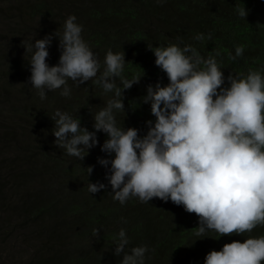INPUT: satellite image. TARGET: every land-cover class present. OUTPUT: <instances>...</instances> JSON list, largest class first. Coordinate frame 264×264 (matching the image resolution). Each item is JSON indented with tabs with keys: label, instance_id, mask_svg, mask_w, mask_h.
Instances as JSON below:
<instances>
[{
	"label": "trees",
	"instance_id": "obj_1",
	"mask_svg": "<svg viewBox=\"0 0 264 264\" xmlns=\"http://www.w3.org/2000/svg\"><path fill=\"white\" fill-rule=\"evenodd\" d=\"M243 8L245 18L238 14ZM69 16L82 26L81 37L100 70L84 84L69 79L70 95L60 94L63 86L45 89L42 100L29 83L32 52L27 45L52 36L46 63L56 66L57 38ZM3 25L8 33L0 30V192L8 196L28 252L38 254L34 264H121L123 253L114 255L121 229L129 240L125 251L147 247L144 264H205L206 255L225 244L264 236V224L241 235L208 231L197 236L199 218L170 200L141 203L132 197L121 205L106 179L111 164L98 163L114 158L101 151L107 134L96 133L99 143L82 152L87 154L83 160L57 147L53 136L57 110L93 132L95 115L116 99L115 90L106 93L95 82L105 70L108 51L124 53L123 71L114 78L117 87L123 91L122 80L139 79L122 92L124 110L113 114L117 126L137 129L141 138L148 131L146 122L155 123L150 103H143L147 87L169 83L155 65L156 47L188 46L204 60L213 57L224 88L230 86V74L246 78L255 71L264 78V0H5ZM239 46L242 55L232 59ZM89 183L105 188L91 194Z\"/></svg>",
	"mask_w": 264,
	"mask_h": 264
},
{
	"label": "clouds",
	"instance_id": "obj_2",
	"mask_svg": "<svg viewBox=\"0 0 264 264\" xmlns=\"http://www.w3.org/2000/svg\"><path fill=\"white\" fill-rule=\"evenodd\" d=\"M246 17L245 9L238 10ZM82 26L75 16H69L63 32L57 38L61 54L58 64L49 67L46 60L52 36L37 39L27 45L32 52L29 83L43 100L45 89L63 86L62 96L70 95L67 82L84 84L97 77L100 63L81 37ZM202 37H197L201 39ZM155 65L168 78V85H149L143 103H150L155 123L147 121L148 131L142 138L138 130L117 126L113 110H124L122 92L139 79L122 80L123 91L114 78L125 64L124 53L108 51L105 70L96 79L103 90H115L116 99L94 117L93 132L80 126V120L57 110L54 113L55 145L69 156L83 160L87 150L99 143L97 132L107 134L101 151L112 155L110 161L99 159L101 166L111 164L106 179L113 199L123 205L130 198L148 203L153 198L171 201L195 214L197 236L213 231L219 236L241 235L264 224V78L259 72H249L246 78L227 80L216 60H204L194 49L176 45L156 47ZM192 55H187V53ZM243 47L235 49L241 56ZM203 64L204 68L199 69ZM219 90V91H218ZM86 151V155L82 152ZM88 175L93 171L89 166ZM105 188L101 183H89L95 194ZM98 235V230H94ZM129 240L125 231L118 233L114 255H121V264H144L146 246L125 251ZM264 261V236L248 238L243 243L233 241L220 251H211L205 264H261Z\"/></svg>",
	"mask_w": 264,
	"mask_h": 264
},
{
	"label": "rangeland",
	"instance_id": "obj_3",
	"mask_svg": "<svg viewBox=\"0 0 264 264\" xmlns=\"http://www.w3.org/2000/svg\"><path fill=\"white\" fill-rule=\"evenodd\" d=\"M5 0H0V7ZM3 29H2V28ZM0 30L8 33L6 26ZM0 31V35H1ZM2 155L0 153V174H2ZM7 195L0 192V264H34L38 254L32 256L28 252L26 242L21 237V231L15 227L11 203Z\"/></svg>",
	"mask_w": 264,
	"mask_h": 264
}]
</instances>
